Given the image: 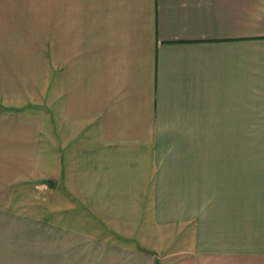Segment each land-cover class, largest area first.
Returning a JSON list of instances; mask_svg holds the SVG:
<instances>
[{"label": "crops", "instance_id": "0c3cea01", "mask_svg": "<svg viewBox=\"0 0 264 264\" xmlns=\"http://www.w3.org/2000/svg\"><path fill=\"white\" fill-rule=\"evenodd\" d=\"M49 68L0 41V264H264V0H53Z\"/></svg>", "mask_w": 264, "mask_h": 264}, {"label": "rangeland", "instance_id": "374dc122", "mask_svg": "<svg viewBox=\"0 0 264 264\" xmlns=\"http://www.w3.org/2000/svg\"><path fill=\"white\" fill-rule=\"evenodd\" d=\"M53 0H0V41L11 43L20 34L24 37L39 38L45 45L48 69L51 68ZM2 39V40H1ZM51 100V99H50ZM44 110L50 113L51 103L40 101ZM29 206L36 208L41 202H52V194L46 187L31 183L27 186Z\"/></svg>", "mask_w": 264, "mask_h": 264}]
</instances>
